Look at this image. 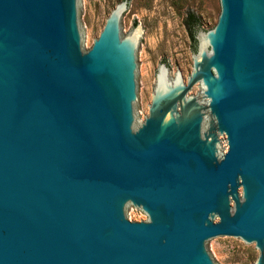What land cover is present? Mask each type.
I'll list each match as a JSON object with an SVG mask.
<instances>
[{
	"label": "water",
	"instance_id": "95a60500",
	"mask_svg": "<svg viewBox=\"0 0 264 264\" xmlns=\"http://www.w3.org/2000/svg\"><path fill=\"white\" fill-rule=\"evenodd\" d=\"M127 3L84 52L80 0H0V264H264V0H219L138 127Z\"/></svg>",
	"mask_w": 264,
	"mask_h": 264
},
{
	"label": "rangeland",
	"instance_id": "374dc122",
	"mask_svg": "<svg viewBox=\"0 0 264 264\" xmlns=\"http://www.w3.org/2000/svg\"><path fill=\"white\" fill-rule=\"evenodd\" d=\"M122 1L80 0L81 32L87 40L84 52L91 48L107 18ZM190 13L199 20L200 31L207 33L217 23L219 0H128L122 14L124 37L138 30L136 48L143 49V104L137 106V127L148 115L161 64L167 67L170 81L179 71L185 83L193 72V54L197 51L196 42L187 26ZM190 90L203 105L207 104V100L202 98V88L199 90L195 84ZM128 218L132 222L147 220L137 208L128 211Z\"/></svg>",
	"mask_w": 264,
	"mask_h": 264
},
{
	"label": "trees",
	"instance_id": "16d2710c",
	"mask_svg": "<svg viewBox=\"0 0 264 264\" xmlns=\"http://www.w3.org/2000/svg\"><path fill=\"white\" fill-rule=\"evenodd\" d=\"M187 26L194 38V33L196 32L197 29H199L200 25H199V20L195 17L193 13H190L188 15Z\"/></svg>",
	"mask_w": 264,
	"mask_h": 264
},
{
	"label": "bare ground",
	"instance_id": "6f19581e",
	"mask_svg": "<svg viewBox=\"0 0 264 264\" xmlns=\"http://www.w3.org/2000/svg\"><path fill=\"white\" fill-rule=\"evenodd\" d=\"M159 86H160V88L162 89L163 85H162V84H160Z\"/></svg>",
	"mask_w": 264,
	"mask_h": 264
}]
</instances>
